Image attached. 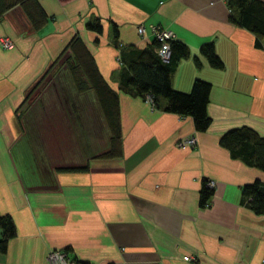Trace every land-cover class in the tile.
Returning <instances> with one entry per match:
<instances>
[{
  "label": "crops",
  "instance_id": "0c3cea01",
  "mask_svg": "<svg viewBox=\"0 0 264 264\" xmlns=\"http://www.w3.org/2000/svg\"><path fill=\"white\" fill-rule=\"evenodd\" d=\"M37 2L48 17L37 30L18 5L0 16V37L13 41L0 46V214L15 225L0 264H46L51 249L86 264H263L264 214L242 204L240 187L264 183V171L218 139L241 126L264 137V39L255 47L254 35L229 21L225 0ZM95 18L100 32L86 26ZM150 26L188 49L171 74L174 89L210 84L205 130L118 89L120 48L148 45ZM74 38L117 93L118 156L102 155L110 134L99 102L93 90H76L69 48L60 55ZM202 43L212 44L221 67L209 65ZM59 55L62 66L37 82ZM190 136L193 147L176 146ZM73 167L84 169L64 170ZM203 180L213 186L200 207Z\"/></svg>",
  "mask_w": 264,
  "mask_h": 264
},
{
  "label": "trees",
  "instance_id": "16d2710c",
  "mask_svg": "<svg viewBox=\"0 0 264 264\" xmlns=\"http://www.w3.org/2000/svg\"><path fill=\"white\" fill-rule=\"evenodd\" d=\"M225 3L229 11V21L250 31L254 35V46L262 47L264 0H225ZM15 5L22 9L34 30L39 29L48 18L37 0H0V16ZM86 26L97 32L101 30L97 18L88 22ZM112 32L115 38L117 32L115 24L112 25ZM158 45L157 40L153 38L143 48L132 45L120 48L118 61L121 68L117 73L118 89L141 98L150 95L153 107L180 116H190L196 131L205 130L209 125L205 107L210 84L204 80L194 79L188 92L174 89L171 86V74L177 60L188 55V49L182 42L172 39L169 41V57L167 61H162L155 51ZM67 48L71 52L68 57L69 74L76 90L79 92L86 89L93 90L108 126L109 147L102 155L118 156L121 151V136L117 93L102 78L91 55L78 38L72 39L62 49L61 56ZM199 51L210 66L221 67V60L215 54L211 43H202ZM60 55L52 61L41 78L49 72ZM35 90L33 89L25 98V103ZM218 142L228 149L232 156L240 157L246 164L264 171V137L257 135L252 129L245 126L228 129L220 135ZM83 169L84 167L64 168L67 171ZM211 193L212 189L206 187L203 180L198 196L200 207L207 204ZM240 201L253 213L264 214V183L255 179L243 184L240 187ZM14 235L15 225L12 218L7 214H0V253L5 252L7 241Z\"/></svg>",
  "mask_w": 264,
  "mask_h": 264
},
{
  "label": "built area",
  "instance_id": "2783aa9c",
  "mask_svg": "<svg viewBox=\"0 0 264 264\" xmlns=\"http://www.w3.org/2000/svg\"><path fill=\"white\" fill-rule=\"evenodd\" d=\"M136 31L137 34L141 35L145 33V28L142 25H138L136 27ZM150 31L153 35V38L159 43L158 47H156L155 49L156 54L162 61H167L170 52L169 41L173 39L172 32L168 29L160 28L158 26H150ZM0 46L3 49H11L13 47V41L8 36H1ZM37 93L38 89L32 92V94ZM31 95L29 96V98L31 97ZM28 99L26 103H29ZM144 100L152 105V99L150 95H145ZM194 144L195 138L193 136L185 137L176 142V146L179 148L193 147ZM205 185L210 188L213 186V182L206 181ZM182 258L187 261L191 259L189 255H184ZM45 261L46 264H78L75 260L68 258L62 249L49 250L45 255Z\"/></svg>",
  "mask_w": 264,
  "mask_h": 264
},
{
  "label": "rangeland",
  "instance_id": "374dc122",
  "mask_svg": "<svg viewBox=\"0 0 264 264\" xmlns=\"http://www.w3.org/2000/svg\"><path fill=\"white\" fill-rule=\"evenodd\" d=\"M60 66H62V64H60L59 61H56V62L54 63V65L52 66V68H53V67H60ZM53 69H54V68H53ZM50 70H51V69H50ZM42 80H43V78H41V79L39 80V82H41ZM36 95H37V94H32L31 97L28 99V100H29L28 102L32 101ZM23 105H24V104H23Z\"/></svg>",
  "mask_w": 264,
  "mask_h": 264
}]
</instances>
